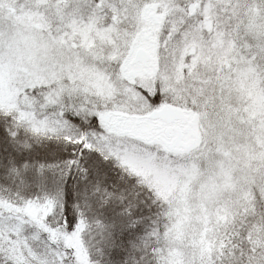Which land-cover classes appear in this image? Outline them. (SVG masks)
Here are the masks:
<instances>
[{
    "label": "snow or ice",
    "instance_id": "1",
    "mask_svg": "<svg viewBox=\"0 0 264 264\" xmlns=\"http://www.w3.org/2000/svg\"><path fill=\"white\" fill-rule=\"evenodd\" d=\"M251 2L0 0V264H105V255L106 264H168L164 248L175 245L159 243L153 190L135 176L119 190L108 183L120 164L104 116L143 121L171 104L175 53L194 41L239 39L261 66L264 29L246 30ZM150 10L164 16L158 31ZM151 47L155 77L141 72ZM217 235L209 254L186 264H264V202L237 209Z\"/></svg>",
    "mask_w": 264,
    "mask_h": 264
},
{
    "label": "rangeland",
    "instance_id": "2",
    "mask_svg": "<svg viewBox=\"0 0 264 264\" xmlns=\"http://www.w3.org/2000/svg\"><path fill=\"white\" fill-rule=\"evenodd\" d=\"M145 17L150 27L153 17L159 20L158 31L163 14L150 10ZM253 27L259 34L264 29L260 24ZM208 31L215 36L212 21ZM198 43L194 41L187 52L183 50L189 59L183 57V62L174 65L171 78L178 85L172 89L166 84L172 103L156 116L143 121L128 113L104 116L113 136L109 154L118 156L126 167L152 181L154 191L167 199L169 237L177 254L189 250L210 252L212 241L217 239L220 227L232 219L234 209L250 196L264 195V142L259 133L264 119L252 117L249 108L238 105L233 94L235 88L254 94L260 88L244 62L247 60L244 48L233 46L232 50L227 40V52L232 57L216 60L208 58ZM224 48L212 46V54L216 49L223 55ZM182 66L186 72L180 71ZM156 71L154 47H151L141 72L153 77ZM95 86L102 89L105 82L97 78ZM259 95L262 97L260 92ZM131 139L143 141L150 149L132 144ZM72 243L81 258L86 259L83 244L78 239ZM176 264L186 262L181 260Z\"/></svg>",
    "mask_w": 264,
    "mask_h": 264
},
{
    "label": "trees",
    "instance_id": "3",
    "mask_svg": "<svg viewBox=\"0 0 264 264\" xmlns=\"http://www.w3.org/2000/svg\"><path fill=\"white\" fill-rule=\"evenodd\" d=\"M250 8H251V10H245V15H248L249 11H250L251 19L249 20V22L250 23L252 22V23L248 24L246 26V30L249 34H257L258 35L259 34L258 31L254 30L253 25L260 24L261 27H263V25H264V7L258 6V0H252ZM224 15L225 14L223 13V16ZM221 18H223V17H221ZM158 21L159 20L157 19V22ZM253 21H254V23H253ZM213 27H214V29H216L215 23H213ZM221 27L227 28L228 24L224 23L221 25ZM202 39H203V37H202ZM225 39H226L225 37L220 36V37L215 39V42L211 43L210 47L201 46L200 43H198L197 46H201L202 48H204V50L207 52V53H205V55L208 58L213 57L216 60H219L224 56L226 59H228V56H229V58H231L232 56H231V54H228V52H227L228 51L226 48L227 43L225 42ZM230 43L232 44L231 49L233 50V46H236V48L240 46L241 40L237 39L235 41H232L229 39L228 44H230ZM222 45L225 46V48H226L225 53H223V55L219 54V51L216 49H215V52L212 54V50H211L212 46H214V48H215V46H217V47L219 46V50H220ZM241 48H243V47H241ZM186 56L187 55L183 53V49H180L179 51H177L175 53V56H174V65L180 64L181 60L183 62L184 60L182 58L184 57V59H185ZM244 62H246L245 64H247V66H248V71L252 72L255 75L256 80L259 83L260 88H259L258 92L255 94L250 90H248L249 93H245L244 92L245 90L244 89L242 90V88H235V90L233 89V94L235 97H237V100L235 99V101L238 103V105L244 106V108L248 107L249 112L251 113L252 117L253 116L262 117L264 119V62H261V66H259V67H257V65L253 64L252 61H250L248 59ZM180 71L186 72V69L182 66ZM179 75H180V72L177 73V77H179ZM153 77H155V76H153ZM259 92L262 95V97H260ZM237 103H235V104L237 105ZM261 130L262 131H260L259 133H260V135H262V137H263L262 141L264 142V121H263ZM21 139L23 140V139H25V137H21ZM118 160H119L120 167L119 168L114 167L112 169V179L109 180L108 183L110 185H114L115 188L117 190H119L120 188L129 185V183H130L129 177L135 176L138 178L137 183L146 184L150 189H152L156 198L161 201L160 214L158 216V225L160 228L159 243L162 247L165 244H171L172 238L169 237L171 224H170V214L168 212V201H167V199L165 197H163L162 195H158L154 191V189L152 187V181L145 179L140 172H137V170L135 171L133 168L126 167L124 165V163H122L119 158H118ZM125 173H127V176L125 175ZM262 186L264 187V183L262 184ZM140 191H143V189H140ZM261 202H264V195H262V194L258 195V196L253 195V196H250V198L247 199L245 201V203H242L241 206L237 207V209H239L240 212H244L246 209H255ZM237 209L236 210L234 209V211L232 212V216H231L232 219L227 224H230L233 221V219L236 216ZM31 211L35 214L36 209L35 210L32 209ZM222 227L223 226H221L220 229ZM87 239H88L87 236H85V242H87ZM97 239H99V237H97ZM212 243H213V246H212V248H213L218 243V237L215 241H212ZM191 248H195V247H191ZM211 250H210V252H211ZM164 251L167 253L168 264H176L177 261L179 263L181 260H184L186 262V259H185L186 257L188 259H190V261L193 259V257H195L196 259H199L202 255H207L210 253V252H208L207 254H201L199 251L189 250L186 253L177 254L176 251L172 247L171 248H164ZM93 257L98 258L95 256L94 250H93ZM107 259H108V257H107V255H105L103 257L105 264L107 262Z\"/></svg>",
    "mask_w": 264,
    "mask_h": 264
}]
</instances>
